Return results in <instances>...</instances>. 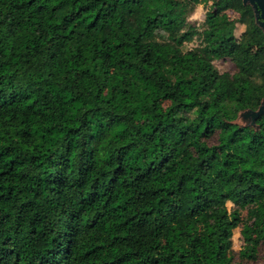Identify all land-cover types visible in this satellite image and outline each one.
Returning a JSON list of instances; mask_svg holds the SVG:
<instances>
[{
  "label": "trees",
  "instance_id": "16d2710c",
  "mask_svg": "<svg viewBox=\"0 0 264 264\" xmlns=\"http://www.w3.org/2000/svg\"><path fill=\"white\" fill-rule=\"evenodd\" d=\"M238 2L0 0V264H236L242 222L258 257L264 115L230 119L264 99V46L255 81Z\"/></svg>",
  "mask_w": 264,
  "mask_h": 264
},
{
  "label": "rangeland",
  "instance_id": "374dc122",
  "mask_svg": "<svg viewBox=\"0 0 264 264\" xmlns=\"http://www.w3.org/2000/svg\"><path fill=\"white\" fill-rule=\"evenodd\" d=\"M218 4H222V0H215ZM243 10V6L240 3H237L235 7H233L230 10L224 11L221 14L220 22L222 24L230 23V22H236V19L238 17L239 12ZM203 13L204 9L202 6L198 5L195 7L193 12L190 14L189 19L191 21H195L196 24H200L203 20ZM237 31L239 32L240 27L237 25ZM158 36L165 38L166 33L164 31L158 30L157 31ZM259 42L264 43V37L263 34L258 30L255 32V34L250 38L251 47L247 50L246 56L243 60V63L245 66H247L249 69L252 70V76L251 79L255 81H259V70L261 68L260 63L257 61V59L254 57V49L257 47ZM193 43H187L185 44V49L190 48L193 46ZM234 50H239V47L233 48ZM215 66L219 69L221 72H228L230 74H233L237 72L236 65L232 62V60L229 57L222 58L219 60L214 61ZM239 110L235 111L232 118L230 119L231 123L238 124L242 123L239 116H238ZM254 204H248L243 209L240 210V215L243 219L246 217V211L249 208H253ZM228 209L234 207L233 203L228 201L227 202ZM246 224L242 222L240 226L233 231L232 236V262L236 264H264V248L260 249L258 257L254 259H250L246 257L243 253V240L241 236V231L244 229Z\"/></svg>",
  "mask_w": 264,
  "mask_h": 264
},
{
  "label": "water",
  "instance_id": "95a60500",
  "mask_svg": "<svg viewBox=\"0 0 264 264\" xmlns=\"http://www.w3.org/2000/svg\"><path fill=\"white\" fill-rule=\"evenodd\" d=\"M241 2L244 6H250L254 15V23L264 34V0H241ZM261 115H264V99H261L259 105L255 109L246 108L239 110L238 116L242 123L236 125L240 127L256 128L257 125L255 121Z\"/></svg>",
  "mask_w": 264,
  "mask_h": 264
},
{
  "label": "flooded vegetation",
  "instance_id": "af4514ba",
  "mask_svg": "<svg viewBox=\"0 0 264 264\" xmlns=\"http://www.w3.org/2000/svg\"><path fill=\"white\" fill-rule=\"evenodd\" d=\"M238 3H240L242 6H243V9H245V8H250V6H244L243 4H242V2H241V0H239V2ZM251 9V8H250ZM251 11H252V9H251ZM252 14H253V12H252ZM253 21H254V15H253ZM255 24V23H254ZM257 26V25H256ZM258 28V27H257ZM259 29V28H258ZM259 31L263 34V32L261 31V29H259ZM263 37H264V34H263Z\"/></svg>",
  "mask_w": 264,
  "mask_h": 264
}]
</instances>
